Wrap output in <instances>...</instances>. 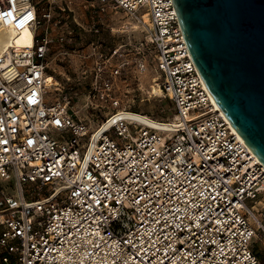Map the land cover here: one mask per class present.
<instances>
[{
  "label": "built area",
  "instance_id": "built-area-1",
  "mask_svg": "<svg viewBox=\"0 0 264 264\" xmlns=\"http://www.w3.org/2000/svg\"><path fill=\"white\" fill-rule=\"evenodd\" d=\"M83 1L98 15L148 9L132 63L152 57L171 127L116 118L128 111L110 94L116 111L94 131L69 113L73 94L47 103L51 40L37 31L52 10L0 0V35L34 33L0 53V264H261L264 166L217 111L173 0ZM110 58L112 76L131 63Z\"/></svg>",
  "mask_w": 264,
  "mask_h": 264
},
{
  "label": "rangeland",
  "instance_id": "rangeland-1",
  "mask_svg": "<svg viewBox=\"0 0 264 264\" xmlns=\"http://www.w3.org/2000/svg\"><path fill=\"white\" fill-rule=\"evenodd\" d=\"M35 3L41 12L51 9L54 17L50 22L43 21L37 31L51 40L48 75L57 83L48 88L47 103L73 94L75 98L69 113L91 131L116 111L111 102L102 98L104 94L119 101V110L157 122H167L173 117L170 101L152 91L153 79L160 84L152 57H148L149 63L144 68L132 63L139 54L135 45L146 35L147 27L143 23H149L147 8L140 9L134 16L120 9H109L98 15L86 8L83 0H35ZM96 29L99 34L95 33ZM114 50L126 51L131 62L117 76L110 75L109 71L102 73L105 66L108 69L110 64H116V58H110ZM108 81L113 84L111 91L104 86ZM254 206L257 216L264 219V199ZM260 238L255 242V251L264 264V240Z\"/></svg>",
  "mask_w": 264,
  "mask_h": 264
},
{
  "label": "water",
  "instance_id": "water-1",
  "mask_svg": "<svg viewBox=\"0 0 264 264\" xmlns=\"http://www.w3.org/2000/svg\"><path fill=\"white\" fill-rule=\"evenodd\" d=\"M208 92L264 166V0H173Z\"/></svg>",
  "mask_w": 264,
  "mask_h": 264
},
{
  "label": "bare ground",
  "instance_id": "bare-ground-1",
  "mask_svg": "<svg viewBox=\"0 0 264 264\" xmlns=\"http://www.w3.org/2000/svg\"><path fill=\"white\" fill-rule=\"evenodd\" d=\"M0 39L2 41V47L0 49V53H4L7 49H9L11 46L18 47V48H24V47H30L33 45V39H34V33L30 29H25L21 31L20 33H15L13 31L5 32L0 35ZM153 83L155 85L152 86V91L154 94L162 95V89L160 88V85L157 84V79H153ZM55 78L51 75H48L47 78V87L50 88L52 85H56ZM213 100V98H212ZM214 102V100H213ZM215 106L217 107V111L221 112L218 108V105L214 102ZM221 114L225 117V115L221 112ZM118 119H128L132 120L134 122H137L141 125L155 127L161 130H169L171 125L168 123H158L150 120L149 117H145L140 114L132 113V112H123L118 114L116 117ZM226 118V117H225ZM227 119V118H226ZM228 120V119H227ZM229 122V121H228ZM230 123V122H229ZM231 125V123H230ZM232 129L237 133L239 138L242 139V137L238 134V132L234 129V127L231 125ZM243 140V139H242ZM244 141V140H243ZM255 217H257L255 215Z\"/></svg>",
  "mask_w": 264,
  "mask_h": 264
}]
</instances>
